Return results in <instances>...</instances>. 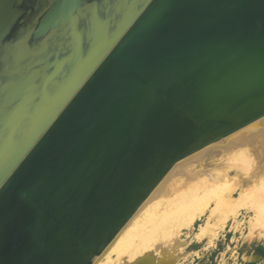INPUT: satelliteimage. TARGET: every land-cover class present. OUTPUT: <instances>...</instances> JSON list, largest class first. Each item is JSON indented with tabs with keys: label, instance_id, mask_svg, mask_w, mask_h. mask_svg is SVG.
<instances>
[{
	"label": "water",
	"instance_id": "water-1",
	"mask_svg": "<svg viewBox=\"0 0 264 264\" xmlns=\"http://www.w3.org/2000/svg\"><path fill=\"white\" fill-rule=\"evenodd\" d=\"M105 24L0 122V264H92L175 164L264 118V0H127Z\"/></svg>",
	"mask_w": 264,
	"mask_h": 264
},
{
	"label": "rangeland",
	"instance_id": "rangeland-1",
	"mask_svg": "<svg viewBox=\"0 0 264 264\" xmlns=\"http://www.w3.org/2000/svg\"><path fill=\"white\" fill-rule=\"evenodd\" d=\"M44 1L47 3V6L43 8V12L39 16L32 20L31 32L38 35L40 32H47V30L54 28L56 32L53 34V37L49 38L53 33L50 30V35L33 41L32 45H28L27 41L24 40V36H22L9 47L5 48L3 52H0V122L3 118H6L8 121H13L17 118L19 112L24 111L22 108L23 105L18 107L22 103L19 99L29 101L33 97H38V100L40 99V102L42 101L44 85L49 76L56 70V68H53L51 73L47 74L50 66V64H47L49 55L61 48H64V50L69 48L64 52L70 55L78 53L76 50L79 44L80 31L88 28L92 32L90 34L97 37L99 42H101L98 50L101 49L102 51L107 43L105 23L107 19L114 18L115 12L120 11L121 5L127 0H109L108 2H102V12L106 13L108 8L111 9L109 16L104 15V13L97 16L94 2L84 4L85 0ZM10 18L11 11L7 10L4 3L0 4V20L7 22ZM63 21L65 23L56 28V25ZM5 27L4 23L3 28ZM48 38L50 40L47 43L46 40ZM11 116L14 117L9 118ZM220 142L215 144L217 145ZM209 147H212V149L217 148L213 144ZM256 148H262V146L258 144ZM6 149L8 147L4 150L3 145L0 143V158L8 153ZM189 158L194 160V157L191 156L186 159ZM251 158L253 160L251 162L245 160L244 157H241V159L245 162L240 160L239 157L231 159L230 163L233 168L229 171L230 177H234L235 180H259L260 172L258 171L264 168V164L260 165L256 161H264V157L251 155ZM255 159L257 160L254 161ZM240 170L245 174L240 173ZM261 172H264V170ZM238 197L239 190L237 189L233 193V199H237ZM248 198L252 199V197L246 194L243 196L242 201L239 202L242 203L237 216L239 220L237 218L234 220L235 218L229 217L224 223H222L223 220L218 222L216 218L209 219L210 210L214 208V201L212 202L211 199L208 208L204 210L206 212L198 217L191 227L185 226L179 230L181 234L178 231L176 237L172 236L175 242L172 243V249L170 247H163L168 252L166 257L173 259L171 264H264V235L258 232L259 229L258 231L255 229L259 226L255 225L254 220L250 223L252 213L247 212L250 211L247 206H251L253 202ZM204 205H201V207L206 208L207 206L205 205V207ZM207 223L208 226L210 225V228L206 231L205 235L203 234L204 236L202 235V239L199 240L197 236L199 234L201 235V231L198 229H201L203 226L205 227ZM234 223L236 227L233 225ZM221 226L223 227L220 228ZM210 235L214 238L212 241L208 240ZM174 251L175 253H173ZM159 258L158 255L154 257L155 260ZM121 264L134 263L122 262Z\"/></svg>",
	"mask_w": 264,
	"mask_h": 264
},
{
	"label": "bare ground",
	"instance_id": "bare-ground-1",
	"mask_svg": "<svg viewBox=\"0 0 264 264\" xmlns=\"http://www.w3.org/2000/svg\"><path fill=\"white\" fill-rule=\"evenodd\" d=\"M258 144L262 148H256ZM213 145L217 148L208 146L204 151L192 155L194 160L189 158L175 164L92 264H171L173 259L166 257L168 252L163 247L172 249V236L176 237L178 231L185 226L191 227L195 220L206 212L204 210L208 208L211 199L214 201V208L210 210L209 219L216 218L218 222L223 220L224 223L229 217L238 219L239 207L242 204L239 202L248 194L252 197L248 199L253 202L251 206L246 205L250 210L247 212L252 213L250 223L254 220L255 225L259 226L255 229H259L258 232L264 235V172H261L264 168L258 171L259 180H240L238 177L239 180H235L229 175L230 169L233 168L230 160L234 157H239L240 160L244 157L248 162L253 161L251 155L264 157V118ZM256 162L264 164L263 160ZM244 167L246 169L245 165ZM240 173L245 174L241 170ZM237 189L239 197L233 199V193ZM203 204L207 207H201ZM233 225L235 226V223ZM209 228L207 223L205 227L198 229L201 231V235L197 236L199 240ZM213 239L210 235L208 240ZM155 255L161 259L155 260Z\"/></svg>",
	"mask_w": 264,
	"mask_h": 264
},
{
	"label": "flooded vegetation",
	"instance_id": "flooded-vegetation-1",
	"mask_svg": "<svg viewBox=\"0 0 264 264\" xmlns=\"http://www.w3.org/2000/svg\"><path fill=\"white\" fill-rule=\"evenodd\" d=\"M11 11V18L4 22L0 20V52L24 36L28 44L45 37L46 33L35 35L31 32L32 20L43 12L47 6L44 0H0V4ZM5 23V28L4 27ZM35 35V36H34Z\"/></svg>",
	"mask_w": 264,
	"mask_h": 264
}]
</instances>
